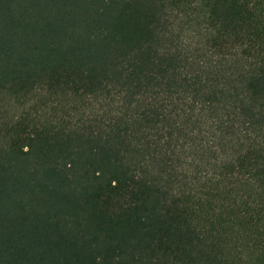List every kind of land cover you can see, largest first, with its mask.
Listing matches in <instances>:
<instances>
[{"label":"trees","instance_id":"1","mask_svg":"<svg viewBox=\"0 0 264 264\" xmlns=\"http://www.w3.org/2000/svg\"><path fill=\"white\" fill-rule=\"evenodd\" d=\"M0 264H264V0H0Z\"/></svg>","mask_w":264,"mask_h":264},{"label":"rangeland","instance_id":"2","mask_svg":"<svg viewBox=\"0 0 264 264\" xmlns=\"http://www.w3.org/2000/svg\"><path fill=\"white\" fill-rule=\"evenodd\" d=\"M20 108L19 107H13L11 109V101H5L2 104H0V121L2 122H7L9 120H11V112H13V114H17L19 113Z\"/></svg>","mask_w":264,"mask_h":264}]
</instances>
